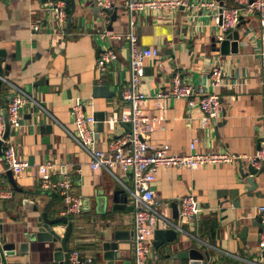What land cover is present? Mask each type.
I'll use <instances>...</instances> for the list:
<instances>
[{
    "label": "crops",
    "instance_id": "0c3cea01",
    "mask_svg": "<svg viewBox=\"0 0 264 264\" xmlns=\"http://www.w3.org/2000/svg\"><path fill=\"white\" fill-rule=\"evenodd\" d=\"M49 1L0 0V50L6 49L8 53L6 57L0 55L1 76L5 79L1 94L7 100L10 87L6 81H9L26 89L40 105L26 106L21 128L11 135L19 157L28 159L31 164L21 175L15 176L23 189L21 192L15 191L9 183L8 168L3 156L0 157V217L4 219V229L10 240L28 229L37 213L25 210L23 200L30 199L40 208L49 201L50 193L39 186L38 167L50 159L58 165L60 173L71 178L74 192L84 198L85 210L73 222L69 251L79 249L84 257L91 258L86 264H108L103 258L102 234L132 231L133 208L128 204L125 210L113 209L112 193L119 183L107 171L90 168L89 155L72 140L65 127L75 128L70 110L77 96L87 101L89 112L105 111L106 120L130 110L120 96L129 79L130 50L126 40H108L100 36L103 23L92 11L95 0H75L72 23L70 27L67 23L65 28H58L53 13L42 9ZM117 1V20L112 24V32L124 34L129 30V18L125 0ZM224 4H232V0H225ZM243 21L239 27L238 53L224 55L213 47L212 39L219 33L213 17L191 20L183 8L175 12L147 10L138 16L135 30L139 45L160 50L158 57L146 62L141 85L142 91L150 95L143 103L145 111L162 118L151 135L152 143H169L174 154L189 153L190 143L195 138L199 152L227 151L245 156L259 149L264 114L259 19L253 15ZM35 22L42 24V31H33L31 25ZM110 23L111 17L108 25ZM109 44L118 54V61L99 78L98 52ZM18 49L20 58L13 59L11 55ZM219 62L225 65V82L215 87L210 75L212 67ZM176 70L181 71L196 89L220 95L223 111L218 121H210L203 128L202 111L188 107L185 99L164 101L156 98L158 91L170 89ZM42 77H45L43 83L38 82ZM96 85L108 86L115 94L95 96ZM1 110L0 104V117ZM46 124L52 125L48 143L43 140L47 134L41 132V126ZM130 127V123L105 121L98 146L106 149L113 137L124 134ZM242 161L246 168L249 161L246 158ZM239 168V160L198 169L158 168L154 189L157 199L164 205L162 208L172 215V198L182 199L193 194L201 205V213L194 225L182 223V226L207 245L201 246L187 233H179L181 237L176 242L154 248L158 258L152 259L151 264H191V259L174 257L191 248L208 251L210 258L204 259V264H250L248 260H255L259 255L260 232L253 220L258 217L256 207L264 202V197L250 194V185ZM116 172L131 185L127 173L121 169ZM63 207L58 195L52 216L62 215ZM65 228L66 223H60L62 232ZM244 228H247L246 236L241 237ZM120 250L121 259L115 264H134L131 239L123 241ZM51 259L46 243H33L24 255L8 256L7 264H49Z\"/></svg>",
    "mask_w": 264,
    "mask_h": 264
},
{
    "label": "built area",
    "instance_id": "2783aa9c",
    "mask_svg": "<svg viewBox=\"0 0 264 264\" xmlns=\"http://www.w3.org/2000/svg\"><path fill=\"white\" fill-rule=\"evenodd\" d=\"M101 7L99 18L103 23L100 36L103 39H118L128 42L130 54V74L127 83L121 89V100L130 110H123L118 117L112 116L107 120L112 123H130L129 131L112 138L106 149L98 146V120L89 112L87 101L77 96L71 104V115L74 130L65 127L69 136L89 155V166L92 170L107 171L127 192L128 204L133 208V247L134 264H151L157 259L154 246L156 229H174L179 233H187L196 239L201 246L207 243L190 234L182 223L194 225L201 213V205L193 194L185 195L181 199L179 217L175 218L162 208L164 206L157 199L154 182L160 166L186 167L198 169L208 165L236 162L246 158L255 168L264 167V114L260 128V147L255 154L240 156L227 151L199 152L196 148L197 138L190 143L189 153L174 154L170 151L169 143L154 144L151 135L158 127L162 118L145 111L143 103L150 95L141 89L145 75L146 62L158 57L157 47H142L138 42L136 23L138 16L147 10L169 9L175 12L183 8L187 17L198 21L201 17H213L219 27L216 39L221 41L230 31L238 28L240 22L256 15L259 19V38L261 42L260 58L264 64V0H232V4L220 6L217 0H125V8L129 18V30L126 33H113L107 29L110 22L109 10L118 6L117 0H97ZM222 8V10H221ZM43 10L49 9L53 13V20L58 28H65L68 23V3L66 0H51ZM220 17L222 19L220 20ZM34 32H40L43 26L40 22L32 23ZM118 61V54L111 44L99 49L97 70L99 78L107 73L110 66ZM3 81L5 80L2 78ZM211 84L215 87L225 82V65L216 63L211 70ZM10 90L6 100L11 135L18 132L22 126L23 111L27 105H39L38 101L26 89L12 82L6 81ZM159 100L185 99L190 108H198L203 113L202 127L206 128L210 121H218L223 111V99L218 94H208L196 89L176 70L171 78V87L167 91L155 94ZM40 106V105H39ZM165 106V105H163ZM5 130V124L0 117V138ZM10 137L5 140L3 160L14 176L21 175L31 164L28 159H21L18 155L15 141ZM116 169L128 174L131 185L120 177ZM39 186L47 193L57 192L62 198L64 207L62 215L79 216L85 210L84 198L73 190V182L66 174L60 173L58 165L47 160L38 167ZM55 176V177H54ZM5 182V179L2 178ZM261 218L262 230L259 233L258 254L260 261L248 260L250 264H264L262 252L264 250V202L256 207ZM91 258L84 257L79 249L70 251L68 264H86Z\"/></svg>",
    "mask_w": 264,
    "mask_h": 264
},
{
    "label": "water",
    "instance_id": "95a60500",
    "mask_svg": "<svg viewBox=\"0 0 264 264\" xmlns=\"http://www.w3.org/2000/svg\"><path fill=\"white\" fill-rule=\"evenodd\" d=\"M220 6L224 5L225 0H217ZM76 9L75 0H71L70 14L68 20V27L72 23V16ZM101 7L97 4V0L94 1V7L92 11L95 15L99 16ZM222 10V8H221ZM111 23L107 26V29L113 31V22L117 20V11L109 10ZM222 17H220V20ZM244 23L242 20L238 25V28L227 33L223 40L219 41L216 37H213V47L214 50L220 51L222 54L227 55L230 53H238L239 51V41H240V32L239 27ZM6 49L0 50L1 57L7 56ZM13 59H19L20 53L19 49L16 53L12 55ZM9 68V66H8ZM2 66L0 60V104L2 106L1 116L3 117L5 130L2 138H0V157L4 152L5 140H7L11 135V124L9 120L8 110L6 107V99L1 94L3 79L1 76ZM45 77H42L38 82L43 83ZM34 84H37L36 82ZM39 84V83H38ZM115 93L110 91L108 86L105 85H96L94 88L95 96L103 97H112ZM96 119L98 120V131L96 137L99 138L100 132L104 131L106 112L100 111L94 113ZM130 130V129H129ZM41 132L47 134L44 137V142L48 143L50 137L48 134L52 132V125L46 124L41 126ZM259 146V144H258ZM240 161V173L247 184L250 185L249 191L250 194H254L258 197H264V189L262 184H264V167L255 168L251 163H248L246 168L245 164ZM7 178L9 183L12 185L15 191L21 192L23 189L19 186L16 181V178L11 171L7 169ZM113 196V209L114 210H125L128 205V194L127 192L117 184L112 193ZM58 194L55 191L50 193L49 201L40 208L38 204L30 199H24L23 204L25 210L34 211L37 213L35 219L31 220L28 225V229L22 233V235H13V239H9V233L4 229V219L0 217V264H7L8 256H22L24 255L30 247V244L33 243H46L47 253L50 254L51 261L49 264H68L70 251L68 248V242L70 235L74 229V223L68 215L52 216V209L57 199ZM172 207V215L175 218L179 217L181 198H172L170 201ZM60 223H66L65 231L62 232L59 229ZM253 224L258 227V231L261 232V218L255 217ZM247 228H244L241 237H245ZM133 234L132 231H123L115 230L110 235L103 233V258L108 261V264H115L116 260L121 259V243L123 241H128L131 239ZM179 232L174 229H156L154 236V246L159 249L161 246L167 243L176 242L179 237ZM264 257V250L262 252ZM174 257L191 259V264H204V259L209 260L210 256L208 251H200L196 248L186 249L180 251L174 255Z\"/></svg>",
    "mask_w": 264,
    "mask_h": 264
},
{
    "label": "trees",
    "instance_id": "16d2710c",
    "mask_svg": "<svg viewBox=\"0 0 264 264\" xmlns=\"http://www.w3.org/2000/svg\"><path fill=\"white\" fill-rule=\"evenodd\" d=\"M67 1V3H68V13L70 14V1L69 0H66ZM70 217V219L74 222L75 221V219H76V216H69ZM72 235V234H71ZM70 235V236H71Z\"/></svg>",
    "mask_w": 264,
    "mask_h": 264
},
{
    "label": "rangeland",
    "instance_id": "374dc122",
    "mask_svg": "<svg viewBox=\"0 0 264 264\" xmlns=\"http://www.w3.org/2000/svg\"><path fill=\"white\" fill-rule=\"evenodd\" d=\"M180 237H181V234H180V236L178 237V239H179ZM178 239H177V240H178ZM261 258H262V257H260L259 255H257V257H255V260H256V261H260Z\"/></svg>",
    "mask_w": 264,
    "mask_h": 264
}]
</instances>
